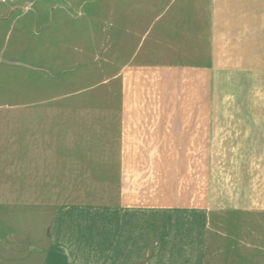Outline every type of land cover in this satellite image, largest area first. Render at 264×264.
<instances>
[{
  "label": "crops",
  "instance_id": "obj_1",
  "mask_svg": "<svg viewBox=\"0 0 264 264\" xmlns=\"http://www.w3.org/2000/svg\"><path fill=\"white\" fill-rule=\"evenodd\" d=\"M147 5L156 40L99 82L116 105L62 141L92 149L60 156L54 177L86 199L55 208L42 264H259L264 0Z\"/></svg>",
  "mask_w": 264,
  "mask_h": 264
},
{
  "label": "rangeland",
  "instance_id": "obj_2",
  "mask_svg": "<svg viewBox=\"0 0 264 264\" xmlns=\"http://www.w3.org/2000/svg\"><path fill=\"white\" fill-rule=\"evenodd\" d=\"M148 1L0 0V264H42L55 208L86 199L54 177L60 156L92 149L65 152L62 141L94 134L86 127L99 123L95 111L116 105L100 80L156 40Z\"/></svg>",
  "mask_w": 264,
  "mask_h": 264
}]
</instances>
